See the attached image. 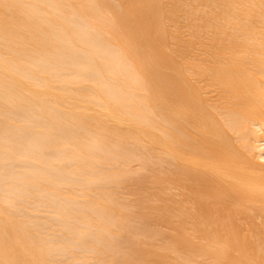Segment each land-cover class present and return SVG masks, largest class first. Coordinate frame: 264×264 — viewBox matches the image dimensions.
<instances>
[{"label":"bare ground","instance_id":"6f19581e","mask_svg":"<svg viewBox=\"0 0 264 264\" xmlns=\"http://www.w3.org/2000/svg\"><path fill=\"white\" fill-rule=\"evenodd\" d=\"M0 264H264V0H0Z\"/></svg>","mask_w":264,"mask_h":264},{"label":"rangeland","instance_id":"374dc122","mask_svg":"<svg viewBox=\"0 0 264 264\" xmlns=\"http://www.w3.org/2000/svg\"><path fill=\"white\" fill-rule=\"evenodd\" d=\"M133 163H135V162H133ZM133 163H131V164H133ZM135 165V164H134ZM131 166V168L130 169H132L133 168V170L135 169L134 167L135 166ZM149 173L148 171H146L145 170V173ZM147 173L145 174V175H147ZM143 174H144V171H143ZM130 210H131V212L129 213V214H131L130 215V217L132 218H129V220H131L130 222H131V225L133 226V227H135V231H137L139 228H143V227H146L147 225H148V220L147 219H143L142 217H141V215H140V211H141V209L140 208H138V207H132V208H130ZM137 234V233H136ZM119 238H120V240H121V242H122V238L125 240V237L124 236H118ZM122 237V238H121ZM141 238L142 239H147L146 237H142V235H141ZM165 236L164 235H159L156 239H155V241L156 242H158V243H162L164 240H165ZM119 240V241H120ZM121 242H119L120 244H119V246H121V247H119L118 246V248L120 249V251H123V249H121L122 247H123V243L121 244Z\"/></svg>","mask_w":264,"mask_h":264}]
</instances>
